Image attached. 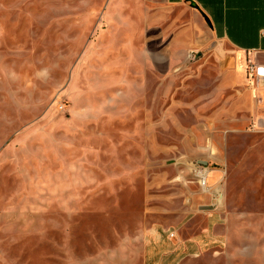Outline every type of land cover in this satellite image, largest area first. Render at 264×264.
I'll list each match as a JSON object with an SVG mask.
<instances>
[{
  "label": "rangeland",
  "instance_id": "1",
  "mask_svg": "<svg viewBox=\"0 0 264 264\" xmlns=\"http://www.w3.org/2000/svg\"><path fill=\"white\" fill-rule=\"evenodd\" d=\"M200 31L162 0H0V264H145L149 227L174 236L203 119L247 107ZM229 124L223 244L179 264H264V132Z\"/></svg>",
  "mask_w": 264,
  "mask_h": 264
},
{
  "label": "crops",
  "instance_id": "2",
  "mask_svg": "<svg viewBox=\"0 0 264 264\" xmlns=\"http://www.w3.org/2000/svg\"><path fill=\"white\" fill-rule=\"evenodd\" d=\"M168 6L191 7L197 15L200 34L197 47L234 52L231 69L236 96L247 105L246 111L209 115L193 153L198 157L191 166L207 172V188L187 194L192 215L170 238L165 225L149 227L145 233V264H179L183 254H202L221 248L226 230L225 180L227 167L223 139L229 121H253L259 132H264V76L248 71V65L264 67V0H162ZM212 95H208L209 98ZM247 100V101H246ZM239 106V105H238ZM243 117V118H242ZM220 120V125L215 123ZM228 121V122H226ZM240 126L245 124L239 123ZM201 128V126H200Z\"/></svg>",
  "mask_w": 264,
  "mask_h": 264
},
{
  "label": "built area",
  "instance_id": "3",
  "mask_svg": "<svg viewBox=\"0 0 264 264\" xmlns=\"http://www.w3.org/2000/svg\"><path fill=\"white\" fill-rule=\"evenodd\" d=\"M248 69L250 70V72L255 73L257 77L264 76V67H255L253 64H249ZM195 175L198 178V183L201 186V188L206 189L207 172L203 168L197 167L195 169Z\"/></svg>",
  "mask_w": 264,
  "mask_h": 264
}]
</instances>
